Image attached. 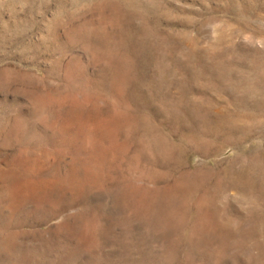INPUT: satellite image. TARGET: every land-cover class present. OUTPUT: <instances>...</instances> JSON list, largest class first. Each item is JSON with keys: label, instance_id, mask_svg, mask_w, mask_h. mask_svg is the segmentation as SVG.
<instances>
[{"label": "rangeland", "instance_id": "obj_1", "mask_svg": "<svg viewBox=\"0 0 264 264\" xmlns=\"http://www.w3.org/2000/svg\"><path fill=\"white\" fill-rule=\"evenodd\" d=\"M0 264H264V0H0Z\"/></svg>", "mask_w": 264, "mask_h": 264}]
</instances>
